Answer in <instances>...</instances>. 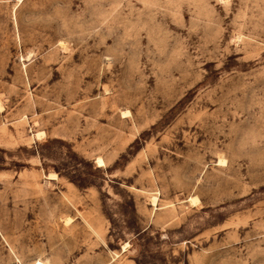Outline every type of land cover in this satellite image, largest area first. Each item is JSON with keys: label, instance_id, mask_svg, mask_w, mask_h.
Instances as JSON below:
<instances>
[{"label": "rangeland", "instance_id": "374dc122", "mask_svg": "<svg viewBox=\"0 0 264 264\" xmlns=\"http://www.w3.org/2000/svg\"><path fill=\"white\" fill-rule=\"evenodd\" d=\"M36 262L264 264V0H0V264Z\"/></svg>", "mask_w": 264, "mask_h": 264}, {"label": "bare ground", "instance_id": "6f19581e", "mask_svg": "<svg viewBox=\"0 0 264 264\" xmlns=\"http://www.w3.org/2000/svg\"><path fill=\"white\" fill-rule=\"evenodd\" d=\"M40 134H41V133H37L36 135L39 136ZM96 159H97V160H96ZM96 159H95V161H97L98 165L103 164V160H102L100 157H98V158H96ZM103 165H104V164H103ZM49 177H50V178H53L54 176L50 175ZM50 178H49V179H50ZM155 198H156V197H153V199H152L153 202H155ZM35 264H41V262H36Z\"/></svg>", "mask_w": 264, "mask_h": 264}]
</instances>
